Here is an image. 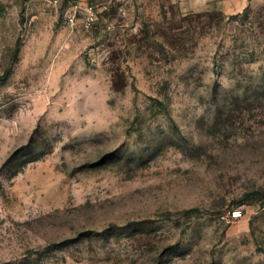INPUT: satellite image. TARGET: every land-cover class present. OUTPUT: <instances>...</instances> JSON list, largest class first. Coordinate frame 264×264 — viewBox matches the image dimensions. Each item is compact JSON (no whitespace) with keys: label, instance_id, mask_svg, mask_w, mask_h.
<instances>
[{"label":"rangeland","instance_id":"obj_1","mask_svg":"<svg viewBox=\"0 0 264 264\" xmlns=\"http://www.w3.org/2000/svg\"><path fill=\"white\" fill-rule=\"evenodd\" d=\"M0 264H264V0H0Z\"/></svg>","mask_w":264,"mask_h":264},{"label":"built area","instance_id":"obj_2","mask_svg":"<svg viewBox=\"0 0 264 264\" xmlns=\"http://www.w3.org/2000/svg\"><path fill=\"white\" fill-rule=\"evenodd\" d=\"M95 17L96 16H95L94 12L91 10V7L90 8L88 7L87 16H86L87 23L91 24L92 22H94Z\"/></svg>","mask_w":264,"mask_h":264}]
</instances>
